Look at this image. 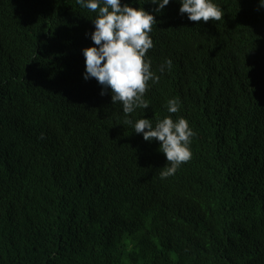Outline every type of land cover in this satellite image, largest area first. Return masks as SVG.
I'll return each instance as SVG.
<instances>
[{"label":"trees","instance_id":"1","mask_svg":"<svg viewBox=\"0 0 264 264\" xmlns=\"http://www.w3.org/2000/svg\"><path fill=\"white\" fill-rule=\"evenodd\" d=\"M44 1L55 9L38 20L25 16L32 1L0 0V264H264V180L253 162L264 132L246 124L242 94L221 114L222 159L212 147L197 150L201 176L223 167L202 187L204 201H173L179 210L166 216L147 197L165 186L167 203L176 188L120 159L123 149L152 146L96 115L86 99L63 94L67 82L79 84L82 50L96 46L88 27L76 25L81 6ZM229 3L237 19L264 27V0ZM186 98L190 118L181 113L193 130L213 135V108L201 95ZM79 112L81 124H73ZM17 148L30 152L12 173Z\"/></svg>","mask_w":264,"mask_h":264},{"label":"clouds","instance_id":"2","mask_svg":"<svg viewBox=\"0 0 264 264\" xmlns=\"http://www.w3.org/2000/svg\"><path fill=\"white\" fill-rule=\"evenodd\" d=\"M23 1H32L34 9L25 16L38 20L55 9L46 1ZM65 1L75 9L81 6L84 22L76 25L88 27L96 46L82 50L85 70L79 84L70 88L67 82L63 94L86 99L96 115L110 117L135 140L152 146L123 149L120 159L132 168L157 171L158 180L176 188L167 203L160 200L165 186L161 194L147 197L162 205L166 216L174 218L179 210L172 208L173 201L176 208L204 201L202 187L223 167L201 176L197 150L212 147L220 159L224 156L227 130L221 114L234 94H242L241 105L249 107L246 124L252 122L264 132V27L253 29L237 19L229 0ZM260 20L264 23V17ZM194 94L214 110L217 120L209 122L213 135L199 138V130L183 114L186 97ZM80 112L73 124H81ZM26 152L16 149L12 173L20 169L19 155ZM253 162L254 174L263 181V149Z\"/></svg>","mask_w":264,"mask_h":264},{"label":"bare ground","instance_id":"3","mask_svg":"<svg viewBox=\"0 0 264 264\" xmlns=\"http://www.w3.org/2000/svg\"><path fill=\"white\" fill-rule=\"evenodd\" d=\"M23 1V0H22ZM23 6V5H22ZM78 54V53H77ZM82 54H83V52H82Z\"/></svg>","mask_w":264,"mask_h":264}]
</instances>
